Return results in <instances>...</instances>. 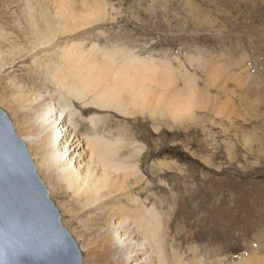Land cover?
I'll return each instance as SVG.
<instances>
[{"label":"rangeland","instance_id":"1","mask_svg":"<svg viewBox=\"0 0 264 264\" xmlns=\"http://www.w3.org/2000/svg\"><path fill=\"white\" fill-rule=\"evenodd\" d=\"M15 1L0 0V29L24 47L25 35L30 42L34 37ZM40 1L52 18L58 7ZM82 1L80 6L101 7L105 17L63 36L54 50L38 52L42 68L28 57L11 69L13 74L31 89L40 81L54 95L44 58L57 62L59 51L73 41L121 48L173 67L176 91L195 96L192 113L154 120L147 114L98 112L105 115L106 136L121 135L122 152L136 165L130 192L158 213L168 250L180 249L188 264L194 253L206 264H261L252 259L264 258V0ZM4 73L0 108L12 122ZM167 76H161L163 82ZM86 121L80 122L83 131ZM39 178L81 250L79 232L96 213L79 214L73 225L63 223L69 218L65 200Z\"/></svg>","mask_w":264,"mask_h":264},{"label":"bare ground","instance_id":"2","mask_svg":"<svg viewBox=\"0 0 264 264\" xmlns=\"http://www.w3.org/2000/svg\"><path fill=\"white\" fill-rule=\"evenodd\" d=\"M47 1L58 7L52 18L40 0L15 1L34 41L25 35L26 45H16L0 29L4 42L0 43V74L5 72L7 77L5 99L16 136L32 158L37 176L65 200L62 205L66 204L69 218L63 223L73 225L79 214L96 213L79 232L85 253L82 264H188L180 249L168 250L158 213L132 196L130 180L138 177L136 165L122 152L121 135L106 136L105 115L100 113L179 118L192 113L193 92L176 91L177 85L171 83L173 67L167 63L80 41L69 42L59 51L57 62L44 58L46 80L53 85L54 95L40 81L31 89L13 74L16 64L31 57L33 65L42 68L38 52L56 48L63 36L84 31L105 17L101 7L80 6L82 0ZM163 74L169 76L164 82ZM81 120H87L84 131ZM200 256L194 253L190 262L206 264ZM253 260L264 264L263 257Z\"/></svg>","mask_w":264,"mask_h":264},{"label":"water","instance_id":"3","mask_svg":"<svg viewBox=\"0 0 264 264\" xmlns=\"http://www.w3.org/2000/svg\"><path fill=\"white\" fill-rule=\"evenodd\" d=\"M0 264H82L77 243L1 108Z\"/></svg>","mask_w":264,"mask_h":264}]
</instances>
